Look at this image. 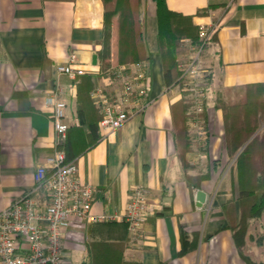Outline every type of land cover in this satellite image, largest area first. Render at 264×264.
Here are the masks:
<instances>
[{
  "label": "crops",
  "instance_id": "obj_1",
  "mask_svg": "<svg viewBox=\"0 0 264 264\" xmlns=\"http://www.w3.org/2000/svg\"><path fill=\"white\" fill-rule=\"evenodd\" d=\"M162 3L191 17L197 30L216 26L198 62L213 85L264 84V0ZM142 11L144 21L154 20L156 2L142 0ZM116 19L102 0H0V211L33 189L36 167L56 150L51 109L44 104L56 88L67 103L64 122L71 132L80 125L78 83L58 74L56 66L66 64L71 52L86 73L119 66ZM146 54L150 105L116 130L98 129V141L74 162L80 181L95 190L93 215L122 216L134 187L148 191L154 213L138 239L119 220L72 226L63 264H90L88 246L95 242L125 243L124 259L140 264H246L229 228L238 218L235 202L229 209L235 198L230 181L188 186L176 159L174 106L182 93L165 85L159 55ZM199 190L205 199L198 206ZM33 196L45 205L42 192Z\"/></svg>",
  "mask_w": 264,
  "mask_h": 264
},
{
  "label": "built area",
  "instance_id": "obj_2",
  "mask_svg": "<svg viewBox=\"0 0 264 264\" xmlns=\"http://www.w3.org/2000/svg\"><path fill=\"white\" fill-rule=\"evenodd\" d=\"M233 1L227 0L228 3ZM215 32V25H200L199 42L194 45L188 64L180 67L181 76L190 78L194 87L198 111L202 109L204 95L200 87L203 72L197 68V62ZM55 70L72 81L86 73L75 52L68 54L67 63L57 65ZM148 76L149 62L146 60L116 66L111 77L90 90L89 97L101 114V129L116 130L144 112L151 103ZM61 94L60 88H56L44 99V104L51 109L56 150L36 167L33 189L0 211V264H63V248L72 226L119 220L125 223L131 239H138L142 225L154 213L148 191L143 187H134L130 191L122 216L91 213L95 190L80 181L75 162L66 161L61 150L68 130L64 122L67 103ZM37 192L45 196L43 207L33 196Z\"/></svg>",
  "mask_w": 264,
  "mask_h": 264
},
{
  "label": "trees",
  "instance_id": "obj_3",
  "mask_svg": "<svg viewBox=\"0 0 264 264\" xmlns=\"http://www.w3.org/2000/svg\"><path fill=\"white\" fill-rule=\"evenodd\" d=\"M157 4L156 17L152 20V24L157 26L156 30L160 34V40L166 38L167 43L164 46H160L159 49H151V52H156L161 58L163 66V78L167 87H177L181 90L184 86L181 78V73L177 70L176 62V43L178 40L188 39L191 44H197L199 42L198 30L193 26L191 17H185L180 14H175L168 11L163 5V0H154ZM107 13H118V33H117V59L119 66H129L139 61L146 60L149 62V58L146 54V50L142 45L137 48L135 39L133 37V22L131 18L130 6L127 0H102ZM140 7V0H138ZM140 10V9H139ZM141 25V24H140ZM129 30V31H128ZM109 28L106 29V32ZM124 31V33H123ZM165 41V42H166ZM140 43V42H139ZM113 69L107 68L103 72L99 73H85L78 76L73 82L78 83V90L76 95L75 113L79 119L80 125L77 129L71 132L68 127L67 138L61 150L64 152L66 161H74L78 153L94 145L99 136L97 134L100 129L99 122L101 114L95 107L94 102L89 97V92L95 86L107 78L112 76ZM210 78V76L208 75ZM211 80V78H210ZM264 84H252L246 85L240 88H252L261 87ZM227 90H233L236 88H224ZM219 109L222 107L215 104ZM189 106L184 101L183 96L180 101L175 104V114L177 115L178 124L176 130V153L180 155V166L184 172V178L189 187L199 188L203 182L201 178H193L188 173L189 165L186 163L185 153L187 146L186 139V122ZM206 111L205 103L203 104L204 115ZM201 114V115H202ZM87 130V131H86ZM228 131V129L226 128ZM251 132V130L249 131ZM87 135V138L85 137ZM228 135V140H227ZM243 141L238 138V135L233 138L226 132L225 145L227 153L230 157H233L238 149L242 146ZM250 144L246 146L235 159V178L230 180V188L235 195L229 209H233V203H236L238 209L237 221L231 223L229 228L232 231L233 240L240 251L242 259L246 264H256L252 262L248 257L242 254V247L245 243L246 225L249 219L258 217L261 211H264V179L256 178L250 181ZM232 172V171H231ZM228 209V211H229ZM258 245L264 244V235L257 240ZM125 249V243L122 242H95L88 246V256L90 264H140L137 262L126 261L123 256ZM258 264H263L262 262Z\"/></svg>",
  "mask_w": 264,
  "mask_h": 264
},
{
  "label": "rangeland",
  "instance_id": "obj_4",
  "mask_svg": "<svg viewBox=\"0 0 264 264\" xmlns=\"http://www.w3.org/2000/svg\"><path fill=\"white\" fill-rule=\"evenodd\" d=\"M127 3L131 7L135 43L142 45L147 52L164 46L167 43L166 38L162 43L160 34L156 30L157 26L152 24V20L144 21L142 0H140V7L138 0H127ZM115 14L118 33L120 15L116 12ZM188 42L186 44L184 39L178 40L176 43L177 70L180 73V67L183 68L188 64L189 55L196 45ZM201 76L200 87L204 95L201 111L196 109L195 91L190 78L185 79L181 76L184 84L182 96L189 106L186 122L187 146L185 148L186 163L190 166L187 170L188 173L193 178L203 179L202 181L219 182L223 178L230 181L235 178L233 170L236 156L250 144V181L261 177L264 179V86L227 90L213 85L207 73H201ZM204 103L206 111L203 115ZM215 104H218L222 109L217 108ZM250 130L251 132H249ZM226 132L232 138L238 135V138L243 141L242 146L233 157H230L226 150ZM179 158L180 155L177 153L176 159L180 163ZM246 228L245 243L241 249L242 254L256 264L263 262L264 244L258 245L257 240L264 235V211H261L258 217L249 219ZM67 264L72 263L67 262Z\"/></svg>",
  "mask_w": 264,
  "mask_h": 264
},
{
  "label": "water",
  "instance_id": "obj_5",
  "mask_svg": "<svg viewBox=\"0 0 264 264\" xmlns=\"http://www.w3.org/2000/svg\"><path fill=\"white\" fill-rule=\"evenodd\" d=\"M92 63L96 64V56H93ZM204 199H205V194L201 190L197 191V193H196V201H197V205L198 206L201 205L204 202Z\"/></svg>",
  "mask_w": 264,
  "mask_h": 264
}]
</instances>
